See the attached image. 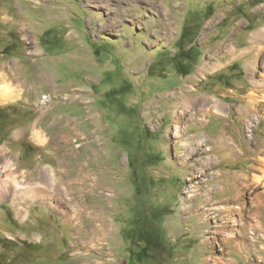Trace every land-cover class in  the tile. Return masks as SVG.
Here are the masks:
<instances>
[{
    "label": "rangeland",
    "instance_id": "1",
    "mask_svg": "<svg viewBox=\"0 0 264 264\" xmlns=\"http://www.w3.org/2000/svg\"><path fill=\"white\" fill-rule=\"evenodd\" d=\"M183 30L188 69L206 76L177 73ZM258 32L264 0H0V85L16 89L0 102V177L17 182L0 200V264H264V213L250 216L264 178L240 200L262 224L235 228L240 251L207 242L216 220L199 210L264 177ZM140 228L164 241L155 261L131 256Z\"/></svg>",
    "mask_w": 264,
    "mask_h": 264
},
{
    "label": "bare ground",
    "instance_id": "2",
    "mask_svg": "<svg viewBox=\"0 0 264 264\" xmlns=\"http://www.w3.org/2000/svg\"><path fill=\"white\" fill-rule=\"evenodd\" d=\"M263 37H264V32L263 33L258 32L257 34H255V38L257 40H261V39H263ZM217 65L218 64L216 63V66ZM15 95H16V89L10 83H4L3 85H0V102L4 101V100H11L12 98L15 97ZM11 166H12V163L10 161H8L6 163L5 169H8ZM11 174L8 175L9 177H7V175L5 174L6 178H4V179L0 177V200L4 196H7L8 194H10L11 196H15L16 189H17V185H16L17 182H16V179L11 176ZM263 178H264L263 175L258 176V174L257 175L254 174L253 177H251L250 179L248 177H243L242 180L245 182L247 181V182L240 186L241 192L234 197L233 202L230 205L219 204L218 202H212L213 199L211 196H208L206 198V200H204L206 202L207 209L205 207L199 208V210H203L202 213H200L201 218L207 217V220L206 219L203 220V224L206 223L205 221H207V223H208V220L211 218L216 220L214 225L210 226L207 230V239H206L207 242H210L212 244H218V245L222 246L223 243L226 245L227 242L232 240V241L236 242L234 249H236V250L238 249L240 251L243 248H241L240 245L237 244L238 242H237L236 236L239 235V233L235 232V230H236L235 228L237 226H239L241 228L250 227V230L252 231L251 235H253V237H255V234L257 235L259 233L257 231L259 228L262 227V224H260V223L256 224V222L254 221L253 218H251L252 220H250L248 222H245L243 220L245 215H243L242 210H243V208L245 209V207H244V203L240 200L243 198L244 191L247 189L249 190V188L253 186L252 183L258 182V184H259V182H261V180H263ZM252 180H253V182H252ZM6 188H8V190H6ZM255 189H257V188H255ZM196 190H197L196 185H192L188 192L191 196L194 197V195H195L194 193ZM11 191H13L14 194H12ZM29 192L30 193H34V192L39 193L38 195L44 194V192L41 191V189L31 188V189H26V191L24 192V195L26 197H28L27 195H29ZM45 195L48 196L49 192L48 193L46 192L43 196H45ZM30 196L32 197V195H30ZM252 196L253 197L251 198L252 203L250 206L251 207L250 216L253 217V214H257L258 216H260V215L262 216L263 215L262 213H264V210L261 213H253V208H259V207L264 208V198L257 191H255ZM14 201H15V199H14ZM234 202H236V204ZM225 213H227L230 218H225L224 217ZM229 224L232 227V233H230V236L227 235V232H226ZM253 237H252V239H250V241H251V245L254 246L257 243L258 238L253 239ZM226 254L229 256L230 252H227ZM228 256H227V258H224V259L228 263H231Z\"/></svg>",
    "mask_w": 264,
    "mask_h": 264
},
{
    "label": "trees",
    "instance_id": "3",
    "mask_svg": "<svg viewBox=\"0 0 264 264\" xmlns=\"http://www.w3.org/2000/svg\"><path fill=\"white\" fill-rule=\"evenodd\" d=\"M208 13L211 15L209 10ZM186 31L187 30H183L179 40L177 41L179 47L178 55H174L172 57L177 73L182 74L183 76L188 75L192 71V69H188V67L189 65L195 63L194 45H191L189 48L182 45V42L186 39L188 34ZM156 158H159L158 155L154 157V160L158 162ZM154 162L155 161H152L150 164L154 165L156 163ZM131 234L132 239L135 238L136 240L145 243L144 247L138 249L134 253H131V256L135 257L138 262L155 261V253L164 249V241L160 239L159 233L155 232V229L149 230L147 228H140Z\"/></svg>",
    "mask_w": 264,
    "mask_h": 264
},
{
    "label": "crops",
    "instance_id": "4",
    "mask_svg": "<svg viewBox=\"0 0 264 264\" xmlns=\"http://www.w3.org/2000/svg\"><path fill=\"white\" fill-rule=\"evenodd\" d=\"M206 65V63L203 65V66H205ZM203 68V67H202ZM209 69H192V71L188 74V75H186V76H190L191 74L193 75V74H199V73H202L203 75H207V71H208ZM205 79H207V77H205ZM201 83H197V81H195L194 80V83H197V85H199V86H202V88H204V87H206L207 86V81H204V80H201L200 81ZM205 84V85H204ZM193 89H195V88H193ZM193 94V96L194 95H196L197 93H192ZM198 98V97H197ZM197 98H195V99H193V106H191L192 107V109L194 108V117H197V116H203L204 118H200V120L198 121V123L201 125V126H203V125H206L207 123H205V118H207V104H204V105H201V106H199V105H197V104H199V102L197 101ZM198 108V109H197ZM193 117V118H194ZM192 121H193V119H192ZM192 121L190 122V123H192ZM189 123V124H190ZM226 153H227V151H226ZM226 153H225V155H226ZM241 157V155L238 157V158H236L235 160H237V159H239ZM227 158V157H226ZM44 175H47V174H44ZM44 180H47V179H44Z\"/></svg>",
    "mask_w": 264,
    "mask_h": 264
}]
</instances>
